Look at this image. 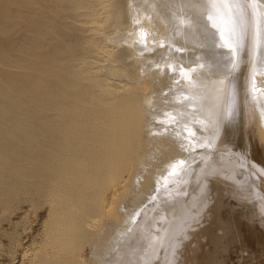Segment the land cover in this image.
<instances>
[{
  "label": "bare ground",
  "instance_id": "6f19581e",
  "mask_svg": "<svg viewBox=\"0 0 264 264\" xmlns=\"http://www.w3.org/2000/svg\"><path fill=\"white\" fill-rule=\"evenodd\" d=\"M153 1L0 0V206L6 209L19 197L29 196L28 201L38 197L50 205L53 222L46 241L56 254L52 258L48 254L49 258L39 261L42 264H82L80 253L85 244L102 234L96 222L107 218L112 209L107 207L105 193L110 185L124 188L125 173L131 171L146 149L151 133L148 101L157 79L170 71L172 61L181 67L177 76L184 75L191 87L198 88L199 99L193 102L199 114L191 117L203 121L201 113L206 115L208 127H217V135L208 132L212 139L217 136L214 142H223L224 134L232 132L230 143L217 151V158H223L217 161L215 184L220 188L232 173L231 188L228 195L217 194V201L205 216L195 213L199 225L194 223L197 226L190 233L185 229L184 240L179 242L183 248L182 253L179 251L180 261L176 260L179 244L174 243L173 227L164 230V226L174 214L186 217L193 189L191 186L182 190L173 185L164 197L160 195L164 199L161 206L155 209L157 200L154 209L146 213L145 224L140 218L144 235L147 233L145 242L140 243L144 249L143 264H156L167 246L169 264H264V131L260 124L264 101L260 98L261 89L252 92L254 78L256 87L264 91V75L259 73L264 55V0H164V6H168L165 10L154 2L159 6L157 12L155 7L148 10L146 6ZM148 11H155V15H148ZM142 24L144 30L148 27V36L158 29L161 41L157 33L159 43L155 40V44H148L147 39L144 44V38H140L142 43L133 40L132 33ZM135 59L150 64L145 74ZM205 85L214 91L213 96L202 97L199 91ZM254 93H258L256 99ZM203 138L208 135L200 139ZM171 147L176 148L177 144ZM169 154L168 151V157ZM228 169L232 172H226ZM203 172L202 169L200 176ZM132 179L129 181L135 182ZM174 196L177 197L170 204ZM136 204L132 206L137 212L143 207ZM135 215H131L134 220ZM121 218L117 221L121 222ZM129 224L120 227L132 229ZM136 236L134 239H138ZM100 245H104L103 241ZM137 247L136 240L127 253L120 255V263L124 259L130 264V253ZM259 253L256 260L253 256L258 257Z\"/></svg>",
  "mask_w": 264,
  "mask_h": 264
},
{
  "label": "rangeland",
  "instance_id": "374dc122",
  "mask_svg": "<svg viewBox=\"0 0 264 264\" xmlns=\"http://www.w3.org/2000/svg\"><path fill=\"white\" fill-rule=\"evenodd\" d=\"M166 1V0H165ZM164 0H160V1H156L154 0L153 3L151 4L150 2V5L148 3V5L146 4V6L149 8H147L148 10H151L150 8L155 7V10L156 11V8H159V6L161 7L162 10H165L167 7L164 6L165 3ZM154 2H156L157 4H160L158 7H156L157 5L154 4ZM159 2V3H158ZM163 5L164 8L161 6ZM144 8V7H143ZM154 11V12H155ZM154 12H150L148 11V15L149 13L151 14L150 16H152V14L155 15ZM157 12V11H156ZM160 12V11H159ZM157 14V13H156ZM141 20V19H140ZM143 25V26H142ZM141 25V28L143 27V29L139 28V30L141 29V31H137L135 33H132V36L131 38H135L133 40L136 41H139L141 42L140 40L142 38V42L144 44H146L145 42H147L149 39V43L148 44H153L156 40L155 43H159L161 41V38H160V35L157 33L158 29H154L151 34L153 35L154 34V37L149 33V36H148V32H145L147 31V26H146V30H144V27L145 25L142 24ZM144 30V32H142ZM150 30V29H149ZM148 30V31H149ZM156 31V32H155ZM138 32H140V34L143 36L141 37V35L139 36L138 35ZM142 32V33H141ZM159 32V31H158ZM146 35H144V34ZM157 33L160 41L158 40V38L156 36ZM138 35V36H136ZM146 37V40H145V37ZM153 38H152V37ZM139 38V39H138ZM141 38V39H140ZM148 39V40H147ZM153 39V40H151ZM151 41H153L151 43ZM141 42V43H142ZM154 43V44H155ZM184 52H182L181 54H183ZM134 60V59H132ZM136 61V59H135ZM134 61V62H135ZM139 62V65L138 63L136 62ZM135 62V64H137V66H139L141 68V72L143 71L144 74L146 73L145 71L147 70L148 67H150V64H147V63H144V62H141V60H137ZM262 61V62H261ZM134 62L132 61V63L134 64ZM143 63V64H142ZM262 63V64H261ZM261 64L259 66V73L263 76L264 75V66H262L264 64V55L260 58V63ZM143 68H142V67ZM174 67V68H173ZM263 67V69H262ZM143 69V70H142ZM179 69H181V67L177 64L176 61H172L170 63V66H169V72L165 73L164 74H161L160 77L157 79V86L153 89V94L152 96L150 97L152 99V102H151V99L148 101V107H150V115L148 116V124L149 125V128L150 130H148V132L150 131L151 133L148 135V140L147 141V147H146V151L144 150L142 152V155L139 156V159H137V162H136V165L131 169L130 172L128 173H125L124 177H123V180L126 181L123 186L121 187V185H117V189H115L113 186L115 185H110L109 189L106 191L105 193V196H106V200H107V207L108 208H111V211L109 213H107L106 215L108 216L107 218H110L107 219L106 216H105V219L101 218L99 219V222L97 221L96 222V226L100 228V233L102 234H99L97 235L98 238H94L93 240L91 239V241L89 240L86 244H85V247H84V250L80 253V257H81V260H82V264H97L98 261L100 264H127L126 261H124V259L122 260V262L120 263V255L124 254L125 252L127 253V251L129 249L127 248H131L132 244L137 241H139V248L137 247V249L135 250V252L133 253H130V256H131V260H127L128 263L130 264H143V261H144V255H143V252H144V249L142 251V247L140 246V243L144 240L145 242V238H146V235L147 233L144 235V231H143V224H145L146 221H144L147 217H146V213H148L152 208L154 209V207L156 206L157 204V200H158V204L157 206L155 207V209H157V207L159 208L162 204V201L164 200H161V196L164 197V192H167L168 190H173L172 188L174 186H178V188H182L186 190V188H190L192 186V189L193 191L191 192V194H189V201H190V206L188 207V212H187V215L185 218H182V217H178L177 214H174V216L168 218L169 221L168 223L164 226V230H166L168 227H173V231H172V234H173V240H174V243L175 245H178L179 242L181 243V240L183 241L184 240V231L188 230L189 229V233L190 231H192L193 229H195L197 225H193L194 223L195 224H198L197 222V217L196 219H194V216H196L195 213L201 215L200 217H203L205 216L206 212L208 213V211L211 210L212 208V205L215 203V201H217V194L218 196H222V195H228V191L230 190L231 188V184L229 183V179L231 178V175L232 173L228 176V178L226 180L223 181V184H220L221 187H224V189H220V188H217L216 187V183H217V172L219 171L218 169V165H217V161L219 162L220 160H222L223 157H218L217 158V152L219 147L221 146H224V144L228 143L229 140H231L232 138V132L231 131H228L224 134L223 136V142L222 141H216L217 140V136L214 137V139L216 138V142H214V139H212L213 137L211 136H214L216 133H217V127H208L209 125V122L206 118V115L202 112L201 117H203V121H202V118L200 119V122L199 120L195 119L194 117H191L192 115L194 116H197V114H199L198 112V109L196 106H194V104L196 103V99L198 100L199 97L197 96L196 93H198V88H194L191 87V82L189 81H186V79L184 78V75H178V71ZM177 70V71H176ZM263 72V73H262ZM143 73L141 75H143V77L145 76ZM162 76V77H161ZM180 76V77H179ZM182 76V77H181ZM142 77V76H141ZM179 77V78H178ZM165 78V79H164ZM255 79V78H254ZM254 79L252 80L253 82V85H252V92H260L261 90L263 91V88H258V86L256 87V81H254ZM163 80V82H162ZM256 80V79H255ZM159 81V82H158ZM185 81V82H184ZM251 82V84H252ZM186 83V84H185ZM189 83V85H188ZM160 85V86H159ZM208 85V84H207ZM205 85L203 87L202 90H200L199 92H201L200 94L202 95V97H211V95L213 96V92L214 91H211L212 89H210L209 87L207 88ZM159 86V87H158ZM182 86V87H181ZM187 86H190L187 88ZM158 87V88H157ZM253 87H254V90H253ZM158 89V91H157ZM182 89V90H181ZM194 89V90H193ZM197 89V90H196ZM205 89H210V92ZM257 89V90H256ZM261 89V90H260ZM155 90V91H154ZM204 90V91H203ZM256 90V91H255ZM260 90V91H258ZM192 91L194 93V91H196L194 94H192ZM203 91V92H202ZM260 92V98L263 99L264 101V91L263 92ZM150 92V91H149ZM155 92V94H154ZM191 92V93H190ZM203 93V94H202ZM161 94V95H160ZM191 94V95H190ZM209 94V95H208ZM154 95V96H153ZM194 98H193V96ZM199 95V93H198ZM258 95V93H254L253 94V99H256V96ZM196 96V97H195ZM252 96V95H251ZM155 97V98H154ZM178 97V99H177ZM259 97V96H258ZM157 98V99H156ZM153 99H156V100H153ZM181 99V100H180ZM193 99V100H192ZM195 99V100H194ZM172 100V101H171ZM174 100V101H173ZM157 101H158V104H157ZM195 103H194V102ZM149 102H151V104H149ZM154 102V103H153ZM191 102L193 104H191ZM154 104V106H152ZM156 104V105H155ZM159 104H160V107H159ZM150 105V106H149ZM158 105V106H157ZM170 105V106H169ZM154 107V108H152ZM181 107V108H180ZM163 108V109H162ZM184 108V109H183ZM186 108V109H185ZM191 108V109H190ZM264 108V106H263ZM153 109V110H152ZM174 109V110H173ZM165 110V111H164ZM178 110V111H177ZM187 110V111H186ZM192 112H190V111ZM195 110V111H194ZM157 111V112H156ZM194 111V112H193ZM156 112V113H155ZM174 112V113H173ZM205 112V111H204ZM156 115H155V114ZM194 113V114H193ZM258 114H260L258 112ZM168 115V116H167ZM189 115V116H187ZM205 115V117H204ZM261 115V114H260ZM157 116V117H156ZM167 116V117H166ZM176 116V117H175ZM170 117V118H169ZM174 117V118H173ZM190 119H189V118ZM176 118V119H175ZM158 119V120H157ZM169 120V121H168ZM151 121V122H150ZM154 121V122H153ZM204 123V124H203ZM180 124V125H179ZM192 124V125H191ZM261 124V128H262V131H264V118L262 119V123ZM171 125V126H170ZM202 125V127L200 126ZM189 127V128H188ZM193 127V128H191ZM197 127V128H196ZM200 129H199V128ZM206 127V128H205ZM154 128V129H153ZM203 128V129H202ZM213 130H212V129ZM153 129V130H152ZM208 129V131L206 130ZM210 129V130H209ZM204 131V132H203ZM207 131V133L205 132ZM200 132V133H198ZM211 136H209V134ZM204 133V134H203ZM214 133V135H213ZM181 134V135H180ZM200 134V135H199ZM202 134V135H201ZM207 134L208 135V138H203V140H201V136ZM217 135V134H216ZM200 136V137H199ZM262 136L264 137V132L262 134ZM153 137V138H151ZM160 137V138H158ZM167 137V138H166ZM182 137V139H181ZM194 137H197V138H194ZM150 138V139H149ZM157 138V139H156ZM163 138V140H162ZM171 138V139H170ZM154 139V140H152ZM161 139V140H160ZM169 139V140H168ZM177 139V140H176ZM199 139V140H198ZM205 139V140H204ZM208 141H207V140ZM228 139V140H227ZM264 139V138H263ZM152 140V141H151ZM210 140V142H209ZM151 141V142H150ZM156 141V142H155ZM163 141V142H162ZM205 141V142H204ZM161 142V143H160ZM169 142V143H168ZM218 142V143H217ZM156 143V144H155ZM167 143V144H166ZM177 144V147H176V144ZM204 143V144H203ZM206 143V144H205ZM219 143H222L221 145ZM230 143V142H229ZM159 144V145H157ZM163 144V145H162ZM170 144V145H169ZM218 144V145H217ZM165 145V146H164ZM190 147H189V146ZM220 145V146H219ZM151 146H154V150H153V147ZM163 146V147H162ZM171 146H175L176 148L174 147H171ZM180 146V147H179ZM208 146V148H207ZM213 146V147H212ZM215 146L217 148H215ZM161 147V148H160ZM165 147V148H164ZM167 147V148H166ZM169 147V148H168ZM178 147L180 149H182V152L180 149H178ZM187 147V148H186ZM203 149H202V148ZM210 148H213V149H209ZM174 148V150H173ZM202 150H201V149ZM205 148V149H204ZM215 148V149H214ZM232 148V147H231ZM153 150L151 152V150ZM164 149H167L169 151L170 155L169 154V158L168 157V151H165ZM170 149V150H169ZM178 149V150H177ZM207 150V151H206ZM155 151V152H154ZM164 151V152H163ZM173 151V152H172ZM174 151H180L178 152L179 154L181 155H178L177 152H174ZM203 151V152H202ZM155 154H154V153ZM172 152V153H171ZM199 152V153H198ZM146 155H145V154ZM152 153V154H151ZM164 153V154H163ZM174 153V154H173ZM194 153V154H192ZM207 155H206V154ZM222 153V152H220ZM162 154V155H161ZM144 155V157H143ZM164 155V156H163ZM167 155V156H166ZM178 155V156H177ZM184 155V156H183ZM186 155V156H185ZM194 155V156H193ZM202 155V156H201ZM204 155V156H203ZM206 155V156H205ZM210 155V156H209ZM177 156V157H176ZM155 157V158H154ZM162 157V158H161ZM184 157V158H183ZM201 157V158H200ZM142 158V159H141ZM144 158V159H143ZM153 158V159H152ZM168 158V159H167ZM181 158V159H180ZM200 158V160H199ZM188 159H189V162H188ZM202 159V160H201ZM140 160L141 163H139L138 161ZM169 160V161H168ZM204 161V162H203ZM157 164H156V163ZM202 163V164H196V163ZM139 163V164H137ZM148 165H147V164ZM143 164H144V167H143ZM177 164V166H176ZM189 164V165H188ZM194 165V166H191V165ZM139 165V166H138ZM153 165H155V169L156 170H153L154 167ZM158 165V166H157ZM164 165V166H163ZM179 165V167H178ZM157 166V167H156ZM162 166V167H161ZM169 166V167H168ZM137 167V169H135ZM142 167V169H140ZM183 167V168H182ZM190 167V169H189ZM193 167V168H192ZM192 168V169H191ZM135 169V171H134ZM170 169V170H169ZM188 169V172L187 170ZM203 169V175L201 174L200 176V171H202ZM133 170V171H132ZM140 171L138 173V171ZM142 170V171H141ZM159 170V171H158ZM175 172H174V171ZM190 170V172H189ZM170 171V172H169ZM195 171V172H194ZM231 170L228 169L226 172H230ZM135 172V173H133ZM137 172V173H136ZM153 172V173H152ZM177 172V173H176ZM187 172V173H186ZM214 172V173H213ZM232 172V171H231ZM130 173V174H129ZM133 173V174H132ZM180 173L183 175L182 178L179 177L181 176ZM186 177H185V174ZM195 173V174H193ZM136 174V175H135ZM139 174V175H138ZM168 174V175H167ZM191 174H193L191 176ZM131 175V176H129ZM133 175V177H132ZM138 175V176H137ZM136 176V177H135ZM140 176V177H139ZM131 177V178H129ZM139 177V178H138ZM151 177V178H150ZM170 177V178H169ZM179 177V178H178ZM192 177V178H191ZM206 177V178H205ZM134 178V181L132 183V181H129L130 179ZM189 178V179H188ZM203 178V179H201ZM205 178V179H204ZM139 179V181H138ZM149 179V180H148ZM170 179V180H169ZM182 179V180H181ZM184 179V180H183ZM191 179V180H190ZM133 180V179H132ZM178 180V181H177ZM190 180V181H188ZM128 181V182H127ZM146 181V182H145ZM158 181V182H157ZM131 182V184L133 185H136V182H139L137 183V187L136 186H132L131 184L129 185V183ZM151 182V183H150ZM176 182H178L176 184ZM189 182V183H188ZM196 182V183H195ZM143 183V184H142ZM156 183V184H155ZM165 183V184H164ZM181 183V185H180ZM139 184V185H138ZM216 184V185H215ZM144 185V186H143ZM156 186V187H153ZM163 185V186H162ZM174 185V186H173ZM187 185V186H186ZM225 185V186H223ZM130 186H132L130 189ZM149 186V187H148ZM159 186V187H158ZM162 186V189H160ZM165 186V187H164ZM194 186V187H193ZM213 186V187H212ZM114 189H113V188ZM121 187V188H120ZM136 187V188H135ZM216 187V188H215ZM128 188V189H127ZM149 188V189H148ZM154 188V190H153ZM177 188V187H175ZM195 188V189H194ZM127 189V190H126ZM119 190V192H118ZM129 190V191H128ZM158 190V191H157ZM176 190V189H175ZM220 190H223V191H220ZM155 191V192H154ZM209 191V192H208ZM128 194H126V193ZM134 194H132V193ZM140 192V193H139ZM160 192H163L160 194ZM125 193V194H124ZM151 193V194H150ZM209 193V194H207ZM119 194V195H118ZM122 194H124V196H122ZM132 194V195H131ZM138 194V195H137ZM126 195H131L129 196V198L126 196ZM161 195V196H160ZM216 195V196H215ZM30 197V196H29ZM29 197H19L18 201L16 202H13L9 207H7L6 209L2 206H0V264H42L40 262H42L44 259L43 258H49V255L50 254V257L53 255L56 254V250L49 246L47 244V231H48V228L49 226L52 224L53 222V219L51 218V213H50V205L48 203H46V201L36 197L34 198V200L32 201H28ZM126 197L128 199H126ZM131 197V198H130ZM134 197V198H133ZM160 197V198H158ZM177 196H174L172 197V200L169 201L170 204L173 203V201L175 200ZM122 198V200H121ZM125 198V199H124ZM132 199L134 201V204H132ZM135 199V200H134ZM160 199V200H159ZM21 200V201H20ZM124 200V201H123ZM131 200V201H130ZM153 200H156L153 202ZM193 200V201H192ZM42 201V202H41ZM142 201V203H140ZM161 201V202H160ZM123 202V203H121ZM127 202V203H126ZM135 202L137 203L136 206L137 207H147L146 209H143V208H138L139 211L136 212V209L133 210L135 207H133L132 205H135ZM140 204H139V203ZM145 202V203H144ZM208 202V204H207ZM46 203V204H45ZM120 203V204H119ZM129 203V204H128ZM144 203V204H143ZM148 203L149 205L151 206H147ZM151 203V204H150ZM124 204V206L122 207V205ZM139 204V206H138ZM155 204V205H154ZM207 204V205H206ZM118 205L120 206V208L118 207ZM127 205V207H126ZM144 205V206H143ZM199 205V206H197ZM133 208H132V207ZM187 206V205H186ZM197 206V207H196ZM207 206V207H206ZM11 207V208H10ZM117 207V208H116ZM150 207V208H148ZM119 208V209H118ZM130 209V210H127ZM122 209V210H121ZM126 209V210H125ZM137 209V210H138ZM152 209V210H153ZM133 210V211H132ZM142 210V211H141ZM146 212H145V211ZM123 211L122 214L124 215H119L121 212ZM126 211V212H124ZM130 211L131 213L134 212V214H130ZM114 212V213H113ZM120 212V213H119ZM136 212V213H135ZM193 212H194V215H193ZM127 213V215H126ZM142 213V214H141ZM144 213V214H143ZM110 214V215H109ZM130 214V215H129ZM137 214V215H135ZM116 215V216H115ZM133 215V218H134V215H135V220L132 218ZM121 216V222L124 223L125 221L131 223V228L133 229V231H128V228L129 226H124L129 224V223H124L122 224L120 222V220L117 221L118 217ZM130 216V218H128ZM145 217V218H142V217ZM115 217V218H114ZM125 218H127L128 220H125ZM137 218H138V221H137ZM143 219L142 222H144L141 226V219ZM190 218V220H189ZM193 218V220H192ZM120 219V218H119ZM140 219V220H139ZM105 220V221H104ZM108 220L110 221L108 223ZM125 220V221H123ZM130 220V221H129ZM134 220V221H132ZM195 220V221H194ZM116 221H117V224H116ZM189 221V222H188ZM191 221V222H190ZM193 221V222H192ZM105 222V223H104ZM134 222V223H133ZM137 222V223H136ZM197 222V223H196ZM109 225H108V224ZM113 223V224H112ZM115 223V224H114ZM121 223V224H120ZM140 223V224H139ZM103 224V225H102ZM123 225L122 227L119 226ZM118 225V226H117ZM130 225V224H129ZM189 225V226H188ZM191 225V226H190ZM193 225V227H192ZM199 225V224H198ZM114 226V227H113ZM133 226V227H132ZM138 226V227H137ZM141 226V229L140 227ZM187 226V227H186ZM105 227L107 230H103V228ZM108 227V228H107ZM113 227V228H111ZM120 227V230L118 229ZM127 227V228H126ZM192 227V228H191ZM137 228V229H136ZM184 228V229H183ZM188 228V229H187ZM110 229V230H109ZM130 229V228H129ZM130 229V230H132ZM186 229V230H185ZM102 230V232H101ZM114 230L117 232H114ZM123 230V231H122ZM135 230V231H134ZM137 230V231H136ZM143 231L141 233V231ZM121 233H119V232ZM139 231V232H138ZM114 232V234H113ZM126 232V233H125ZM136 232V233H135ZM166 232V231H165ZM183 232V235L181 234ZM104 233V234H103ZM120 235L121 238L117 237V235ZM130 233V234H129ZM132 236H129L131 235ZM139 233V234H138ZM109 234L113 235L112 239L114 240H111V236H109ZM122 234V235H121ZM128 234V235H127ZM116 235V236H115ZM118 235V236H119ZM138 237H137V236ZM182 235V236H180ZM187 235V234H185ZM123 236V237H122ZM136 236V238L138 239H134ZM180 236V237H179ZM188 236V235H187ZM103 237V238H101ZM108 237V238H107ZM130 238L132 239L133 238V241L127 238ZM182 237V238H181ZM100 238V240H99ZM105 238L107 240V242L105 241ZM121 240L122 242H120L119 240ZM123 238H126L127 240H123ZM178 238V239H176ZM180 238V240H179ZM99 241H98V240ZM110 239V240H109ZM172 238H170V242ZM47 240V241H46ZM97 240V241H96ZM109 240V241H108ZM116 240V241H115ZM135 240V241H134ZM178 240V241H176ZM102 241H103V244L104 245H100L102 244ZM106 243H105V242ZM124 241V242H123ZM176 241V242H175ZM90 242V243H89ZM94 244H92V243ZM101 242V243H100ZM110 242V243H109ZM128 242V243H127ZM131 242V243H129ZM133 242V243H132ZM170 242L167 244L169 245ZM97 245H96V244ZM100 243V244H99ZM125 244V245H124ZM91 245V246H90ZM123 245V247H122ZM97 246V247H96ZM104 246H106L105 248L107 249L108 252H106V250H104ZM112 246V247H111ZM116 248H115V247ZM121 246V248H120ZM127 246V247H126ZM102 247V249H101ZM119 249H118V248ZM46 248V249H45ZM99 248V249H98ZM126 248V249H125ZM167 249L169 248L168 246L166 247ZM165 248V253L164 255H160V258L158 259L157 263L156 264H169V254L168 252L166 251L167 249ZM178 248V249H177ZM180 248H181V251L183 252V248L181 247V245L179 244V246L176 247V260L179 259L180 261V258H178L179 255H181V251H180ZM101 249V250H100ZM117 249V250H116ZM97 252H95V251ZM104 250V251H103ZM124 250V251H123ZM98 251H101V252H98ZM113 251V252H111ZM138 251V252H137ZM161 251V250H160ZM178 251V252H177ZM179 251L181 253H179ZM46 252V254H45ZM132 252V251H131ZM53 253V254H52ZM112 253V254H111ZM161 252H159L160 254ZM178 253V254H177ZM97 254V255H96ZM116 254V255H114ZM138 254V256H137ZM44 256V257H40V256ZM113 255V256H112ZM143 256V257H142ZM166 258H165V257ZM258 257H256V255H254L253 257L257 259L260 258V253L257 255ZM51 257V258H52ZM107 257V259H106ZM125 257V255H124ZM123 257V258H124ZM136 257V258H135ZM181 257V256H179ZM42 258V259H41ZM104 258V259H103ZM111 258V259H110ZM118 258V260H117ZM162 258V259H161ZM41 259V260H40ZM103 259V260H102ZM110 259V260H109ZM142 261H141V260ZM40 261V262H39ZM102 261V262H101ZM124 261V263H123ZM160 261V262H159ZM165 261V262H164ZM97 262V263H96ZM134 262V263H133ZM138 262V263H137ZM176 262V264H179L180 262L178 261H174V263ZM98 263V264H99Z\"/></svg>",
  "mask_w": 264,
  "mask_h": 264
}]
</instances>
